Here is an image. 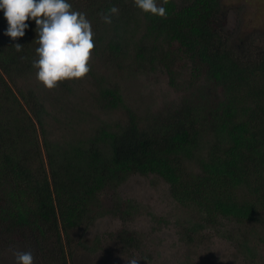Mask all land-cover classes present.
I'll list each match as a JSON object with an SVG mask.
<instances>
[{
    "label": "trees",
    "instance_id": "obj_1",
    "mask_svg": "<svg viewBox=\"0 0 264 264\" xmlns=\"http://www.w3.org/2000/svg\"><path fill=\"white\" fill-rule=\"evenodd\" d=\"M160 2L167 10L165 17L142 12L134 0L86 4V14L97 32L110 35L111 30L107 50L113 58L127 54L133 45L136 59L153 64L164 46L175 44L202 76L200 84L209 89L193 83L166 114L141 120L124 105L117 89L100 87L104 107L123 108L126 122L64 143L48 140L41 97L31 89L17 94L12 88L33 74L34 55L28 51L38 45L30 47L17 38L23 46L17 52L3 34L8 25L0 11V222L7 232L23 236L22 232L35 231L42 241L44 232L51 233L54 242L44 252L47 264L53 258L68 264L73 233L84 234L99 216L129 218L134 209L130 201L116 197L104 211L100 197L133 175L161 177L176 203L195 205L204 213L198 221H189L184 233L189 243L205 220L258 222L264 213V48L256 57L249 50L235 51L215 24L222 12L220 0ZM112 6L119 12L106 24L101 14ZM26 23L24 38L36 39L35 21ZM96 40L104 42L101 36ZM37 130L43 135V160L37 156ZM187 163L196 165L197 174L185 173ZM239 190H246V195L235 200L233 192ZM116 239L129 251H139L143 242L125 228ZM98 242L88 245L80 238L75 248L94 253Z\"/></svg>",
    "mask_w": 264,
    "mask_h": 264
},
{
    "label": "rangeland",
    "instance_id": "obj_2",
    "mask_svg": "<svg viewBox=\"0 0 264 264\" xmlns=\"http://www.w3.org/2000/svg\"><path fill=\"white\" fill-rule=\"evenodd\" d=\"M100 1L69 0L73 9L84 13ZM220 3L222 12L215 24L221 34L235 46V51L249 50L251 56L256 57L258 50L264 48V0H220ZM87 19L92 24L94 48L89 61L90 72L85 77L64 80L58 82L54 89H47L37 81L34 69L29 78L12 85L17 94L31 89L41 97L47 111L48 140L77 141L88 137L99 127L114 128L126 122L123 108L104 107L100 87L117 89L124 105L141 120L156 113L166 114L180 102L193 83L203 86L205 91L209 89L206 83L200 84L202 76L196 74L194 65L175 44L164 46L163 52L155 55L153 64L136 59L133 45L127 54L120 52V57L115 59L107 50L111 30L110 35L97 32L93 19L88 16ZM95 35L104 38V42H98ZM138 37L139 32L135 33V38ZM20 42H27L30 47L38 45L33 37H22ZM28 49V46L24 47V50ZM28 55H34L33 60L38 58L36 51L30 49ZM35 142L38 160H43L46 154L39 130ZM184 170L186 174L195 175L198 168L194 163H187ZM246 192L235 191L233 198L242 200ZM116 197L130 201L134 206L129 218L122 221L119 216L105 213L88 226L84 234L75 231L69 249L73 251L72 259L66 256L68 264H129L132 259L138 264H264V213L258 222L239 223L230 217L205 220L202 229L192 236L194 240L189 243L184 237L189 221H198L204 213L195 205L176 203L169 184L161 177L133 175L117 190L108 189L100 197L104 211L112 207ZM123 228L141 236L143 242L139 251L124 250L120 246L116 233ZM22 234L7 232L0 222V264H15L10 248L31 250L34 264H47L44 252L50 251L54 242L51 233L44 232V241L35 231ZM80 238L88 245L98 240L99 250L90 253L75 248ZM54 259L49 264H59Z\"/></svg>",
    "mask_w": 264,
    "mask_h": 264
},
{
    "label": "clouds",
    "instance_id": "obj_3",
    "mask_svg": "<svg viewBox=\"0 0 264 264\" xmlns=\"http://www.w3.org/2000/svg\"><path fill=\"white\" fill-rule=\"evenodd\" d=\"M166 2V0H164ZM134 5L146 14L165 17L167 10L160 0H134ZM8 27L4 35L14 42L17 52L23 46L17 38L25 36L29 19L35 21L37 59L32 66L35 76L47 89H54L58 82L80 79L90 72V56L94 48L93 29L87 14L73 10L69 0H0ZM119 9L112 6L102 13L106 24L112 23ZM15 264H34L31 250L10 248ZM129 264H138L132 259Z\"/></svg>",
    "mask_w": 264,
    "mask_h": 264
}]
</instances>
